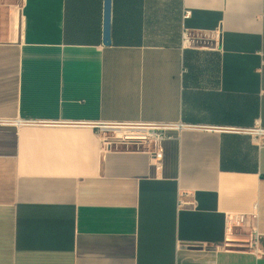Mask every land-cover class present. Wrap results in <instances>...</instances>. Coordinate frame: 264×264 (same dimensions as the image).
<instances>
[{
  "label": "crops",
  "instance_id": "crops-1",
  "mask_svg": "<svg viewBox=\"0 0 264 264\" xmlns=\"http://www.w3.org/2000/svg\"><path fill=\"white\" fill-rule=\"evenodd\" d=\"M103 39L104 0H0V264H264V141L230 131L264 128V0H111ZM95 122L199 127L156 163Z\"/></svg>",
  "mask_w": 264,
  "mask_h": 264
},
{
  "label": "built area",
  "instance_id": "built-area-1",
  "mask_svg": "<svg viewBox=\"0 0 264 264\" xmlns=\"http://www.w3.org/2000/svg\"><path fill=\"white\" fill-rule=\"evenodd\" d=\"M190 11L185 12V17ZM220 30H192L184 28L182 32V46L195 49H216L219 45ZM92 127L96 130L104 149L118 148H149L151 158L161 162V146L171 130L181 131L183 129L194 130L199 126L184 124L182 122H95ZM230 131L250 135L256 142L264 141V128L256 122L251 128H232ZM180 205L182 201L180 200ZM255 218L256 214H252ZM248 217L246 214H227L225 218V242L224 248L245 247L256 254H263L260 249L262 234L256 226H252L250 233L241 238L235 233ZM236 237V238H235Z\"/></svg>",
  "mask_w": 264,
  "mask_h": 264
},
{
  "label": "water",
  "instance_id": "water-1",
  "mask_svg": "<svg viewBox=\"0 0 264 264\" xmlns=\"http://www.w3.org/2000/svg\"><path fill=\"white\" fill-rule=\"evenodd\" d=\"M110 12L111 0H104V39L103 43L108 45L110 42Z\"/></svg>",
  "mask_w": 264,
  "mask_h": 264
}]
</instances>
